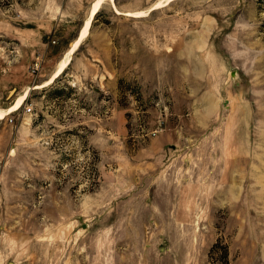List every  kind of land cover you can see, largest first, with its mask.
Here are the masks:
<instances>
[{
    "label": "rangeland",
    "instance_id": "rangeland-1",
    "mask_svg": "<svg viewBox=\"0 0 264 264\" xmlns=\"http://www.w3.org/2000/svg\"><path fill=\"white\" fill-rule=\"evenodd\" d=\"M94 1L0 0V264H264V0Z\"/></svg>",
    "mask_w": 264,
    "mask_h": 264
},
{
    "label": "bare ground",
    "instance_id": "bare-ground-1",
    "mask_svg": "<svg viewBox=\"0 0 264 264\" xmlns=\"http://www.w3.org/2000/svg\"><path fill=\"white\" fill-rule=\"evenodd\" d=\"M162 1H169V0H162ZM100 2L101 0H95L92 3L88 15L85 17L83 25L80 27L79 34L76 40L72 42L70 48L67 51V55H70L75 49H77L80 41L88 34L89 24L99 7ZM67 65H68V59L66 58L64 61L58 63L54 72L45 81H43L41 84L35 85V87H41L51 83L60 73L64 71ZM26 95H27V90H25L21 95H19L11 106H9L4 110H0V117H3L7 113H10L11 111L15 110L23 102Z\"/></svg>",
    "mask_w": 264,
    "mask_h": 264
},
{
    "label": "built area",
    "instance_id": "built-area-1",
    "mask_svg": "<svg viewBox=\"0 0 264 264\" xmlns=\"http://www.w3.org/2000/svg\"><path fill=\"white\" fill-rule=\"evenodd\" d=\"M30 108L29 107H27V110H29Z\"/></svg>",
    "mask_w": 264,
    "mask_h": 264
}]
</instances>
